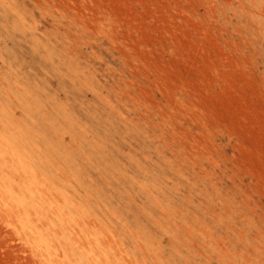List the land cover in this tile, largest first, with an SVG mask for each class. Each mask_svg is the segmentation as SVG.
Returning <instances> with one entry per match:
<instances>
[{
  "label": "rangeland",
  "instance_id": "1",
  "mask_svg": "<svg viewBox=\"0 0 264 264\" xmlns=\"http://www.w3.org/2000/svg\"><path fill=\"white\" fill-rule=\"evenodd\" d=\"M0 264H264V0H0Z\"/></svg>",
  "mask_w": 264,
  "mask_h": 264
},
{
  "label": "bare ground",
  "instance_id": "2",
  "mask_svg": "<svg viewBox=\"0 0 264 264\" xmlns=\"http://www.w3.org/2000/svg\"><path fill=\"white\" fill-rule=\"evenodd\" d=\"M15 189H16V187H15ZM41 189V188H40ZM42 191V190H41ZM57 200H58V198H57ZM61 205V204H60ZM62 207V206H61ZM60 210H61V208H60ZM55 212V211H54ZM61 216V215H60ZM51 228V227H50Z\"/></svg>",
  "mask_w": 264,
  "mask_h": 264
}]
</instances>
